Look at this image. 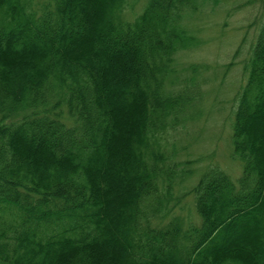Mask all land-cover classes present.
I'll list each match as a JSON object with an SVG mask.
<instances>
[{"label": "trees", "instance_id": "1", "mask_svg": "<svg viewBox=\"0 0 264 264\" xmlns=\"http://www.w3.org/2000/svg\"><path fill=\"white\" fill-rule=\"evenodd\" d=\"M29 1L0 0V264H264V22L235 101L242 172L211 165L181 193L197 220L176 212L192 163L160 140L197 99L202 66L175 56L207 0H147L132 22L127 0L41 18Z\"/></svg>", "mask_w": 264, "mask_h": 264}, {"label": "rangeland", "instance_id": "2", "mask_svg": "<svg viewBox=\"0 0 264 264\" xmlns=\"http://www.w3.org/2000/svg\"><path fill=\"white\" fill-rule=\"evenodd\" d=\"M146 1L127 0L124 20L134 21ZM198 4L197 11L186 12L182 19L188 34L196 39V47L175 56L178 70L192 64L202 66L196 77L197 99L177 126L169 127L160 140L164 153L182 163L180 167L192 163L183 170L186 178L176 187V197L182 201L175 202L177 214L193 219L197 218L193 198L181 193L191 189L206 168L218 165L234 179L242 172V163L233 156L235 101L247 80L244 61L251 56L264 22V0H207ZM49 5V0H30L28 11L41 18L52 10ZM232 62L234 66L227 68ZM187 74L191 73H182V80L187 79ZM178 89L179 86L175 90Z\"/></svg>", "mask_w": 264, "mask_h": 264}]
</instances>
